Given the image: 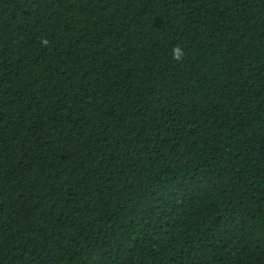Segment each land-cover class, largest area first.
I'll list each match as a JSON object with an SVG mask.
<instances>
[{
  "label": "trees",
  "instance_id": "1",
  "mask_svg": "<svg viewBox=\"0 0 264 264\" xmlns=\"http://www.w3.org/2000/svg\"><path fill=\"white\" fill-rule=\"evenodd\" d=\"M0 264H264V0H0Z\"/></svg>",
  "mask_w": 264,
  "mask_h": 264
},
{
  "label": "clouds",
  "instance_id": "2",
  "mask_svg": "<svg viewBox=\"0 0 264 264\" xmlns=\"http://www.w3.org/2000/svg\"><path fill=\"white\" fill-rule=\"evenodd\" d=\"M47 43H48L47 40L43 41L44 45H47ZM172 54H173V59H175V60H182L183 59V52H182V49L179 45L172 48Z\"/></svg>",
  "mask_w": 264,
  "mask_h": 264
}]
</instances>
